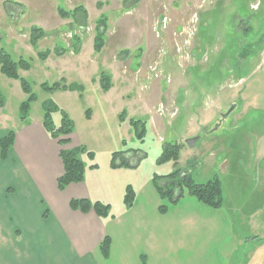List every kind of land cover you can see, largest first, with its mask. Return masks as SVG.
<instances>
[{
    "label": "rangeland",
    "instance_id": "1",
    "mask_svg": "<svg viewBox=\"0 0 264 264\" xmlns=\"http://www.w3.org/2000/svg\"><path fill=\"white\" fill-rule=\"evenodd\" d=\"M60 8L77 20L62 18ZM103 27L98 53L95 38ZM33 28L44 31L36 46ZM0 35V51L31 66L19 71L35 95L26 122H41L44 103L52 101L74 121V133L95 153L101 174L114 152L139 149L128 157L133 172H124L153 178L181 169L198 184L218 178L229 201L236 192L239 200L253 197L255 181L246 167L255 158V127L263 131L264 114L241 93L264 71V0H141L130 9L124 0H0ZM61 50L66 52L58 56ZM43 52L51 54L42 60ZM102 75L110 79L109 92L101 87ZM44 84L61 89L50 93ZM249 91L254 95L256 84ZM0 98V134L18 131L28 95L1 71ZM131 119L146 122L143 143ZM53 121L60 126V113ZM193 137L199 140L190 148L185 141ZM238 139L245 144L238 146ZM172 142L182 146L177 164L158 165L163 146ZM131 179L112 180L124 187ZM245 209L244 234L264 235V213L263 224L252 225V208ZM259 244L250 243L240 255L244 264H264V241Z\"/></svg>",
    "mask_w": 264,
    "mask_h": 264
},
{
    "label": "crops",
    "instance_id": "2",
    "mask_svg": "<svg viewBox=\"0 0 264 264\" xmlns=\"http://www.w3.org/2000/svg\"><path fill=\"white\" fill-rule=\"evenodd\" d=\"M261 63L264 66V55ZM262 73L246 86L241 98L264 114ZM255 84L253 95L249 88ZM42 123L43 117L35 124L22 122L16 132L6 129L0 134L1 140L15 133L6 158L0 148V264H143V258L146 264H244L240 255L247 246L258 247L264 241V235L243 232L247 205L253 211L252 225L263 224L264 128L261 132L255 127V158L246 167L255 181L253 197L248 202L239 200L236 192V198L229 201L223 192V206L215 209L193 196L171 205L160 197L152 176L124 172H133L132 167L114 169L111 159L101 174L99 165L89 169L91 162L85 155V181L60 191L58 179L64 174L60 151L77 149L83 142L76 132L61 147ZM245 134L239 131L240 137ZM237 142L238 146L245 144L243 139ZM227 166L233 167L231 163ZM120 175H129L133 181L121 187L112 180ZM234 185L239 189L241 181ZM128 186L135 191L129 209L124 204ZM83 199L110 205L113 217L102 219L93 210L71 209L73 200ZM162 205L168 206L165 213L160 210ZM106 237L111 240L107 257L101 249Z\"/></svg>",
    "mask_w": 264,
    "mask_h": 264
},
{
    "label": "trees",
    "instance_id": "3",
    "mask_svg": "<svg viewBox=\"0 0 264 264\" xmlns=\"http://www.w3.org/2000/svg\"><path fill=\"white\" fill-rule=\"evenodd\" d=\"M126 8L130 9L140 3L141 0H124ZM175 3H179L182 0H174ZM81 11L77 10V12ZM82 17L84 22L87 21V12L82 10ZM59 15L62 18H70L72 15L70 12H67L63 8L59 9ZM76 15L74 16V18ZM77 20V17H76ZM105 26V25H104ZM98 30V29H97ZM102 30H105V27L101 28L97 33L95 40V50L96 52H101L103 43H99L102 39ZM44 36V31L40 28H33L31 33V43L33 46H36L39 40ZM1 40V35H0ZM65 50L61 52H56L58 56L65 54ZM51 53L43 52L39 55L40 59L45 60L49 57ZM244 55V56H243ZM245 53H242V58H245ZM31 68L30 63L21 58L19 60H14L12 56L7 53L5 50L0 51V71L1 73L9 79L19 80L22 86V89L25 94L28 95V99L22 103L20 107V117L22 122H26L29 116L30 104L35 100V95L32 93L30 84L22 79L19 75V71H29ZM101 87L103 91L108 92L111 89L110 79L105 75H102ZM43 90L47 92H54L60 88V85L48 86L44 84L42 86ZM73 90L76 88H72ZM81 91V89H79ZM4 100L0 98V108L3 107ZM44 116H43V127L46 130L47 134L53 139L58 141L61 147H65L70 143V136L74 133L75 124L68 113L62 109H59L56 104L52 101H47L44 103ZM55 113H60L61 123L60 126H56L53 121V115ZM123 114L120 117L122 119ZM130 127L134 132L135 136L140 142L143 143L147 127L146 122L142 120L131 119L129 120ZM15 133L13 131L9 132L0 140V148L2 157L6 158L9 154V151L14 145ZM182 146L179 143H166L163 146L162 152L158 157L156 163L158 165H164L169 162H174L177 164ZM139 152H142L139 149H126L119 152H114L111 156V167L116 168H130L132 165L129 162L128 157L130 155H137ZM85 155L88 160L91 162L89 169H97L98 164L95 163L96 155L92 151H88L85 146H81L77 149H61L60 158L64 165V174L58 179V189L64 191L67 186L70 184L83 183L85 181L86 171L88 169L86 163L83 161L82 156ZM153 183L160 194V197L164 200H167L169 204L176 205L186 196H193L197 198L201 203L210 206L215 209H219L223 206L224 197L222 191V184L218 178H215L205 184H198L194 181L192 172H186L181 169H177L172 173L167 175H153ZM135 200V191L131 186H128L124 196V204L127 209L131 208ZM72 210L81 211L83 213H88L90 210H93L98 217L102 219L112 218L110 215L111 206L104 204L102 202H90L89 200H73L70 204ZM168 209L167 205H162L160 210L166 212ZM111 240L109 237H106L101 245L102 252L105 257L109 254ZM143 264H146L145 259L143 258Z\"/></svg>",
    "mask_w": 264,
    "mask_h": 264
},
{
    "label": "water",
    "instance_id": "4",
    "mask_svg": "<svg viewBox=\"0 0 264 264\" xmlns=\"http://www.w3.org/2000/svg\"><path fill=\"white\" fill-rule=\"evenodd\" d=\"M198 140H199L198 137H193V138L187 139L185 142H186L187 146H189L190 148H193Z\"/></svg>",
    "mask_w": 264,
    "mask_h": 264
}]
</instances>
